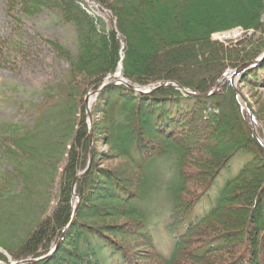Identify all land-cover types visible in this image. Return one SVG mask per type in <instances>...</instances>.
Returning a JSON list of instances; mask_svg holds the SVG:
<instances>
[{"label":"trees","instance_id":"obj_1","mask_svg":"<svg viewBox=\"0 0 264 264\" xmlns=\"http://www.w3.org/2000/svg\"><path fill=\"white\" fill-rule=\"evenodd\" d=\"M24 1L22 8L28 13L39 6H56L66 21L79 28L80 47L74 53L51 42L69 63L65 75L54 86L47 87L43 99L45 105L55 108L62 144L51 143V138H45V144L36 132L19 124L0 132L6 147L3 157L11 166L14 164L20 175L27 177L25 186L22 183L23 196L30 193L29 183L33 182L30 180L37 173V166L32 167L27 161H44L39 170L47 176H38L44 183L45 179L50 183L59 163L63 167L56 199L47 197L45 204L48 208L50 200L53 206L22 238L17 255L13 256L18 261L49 254L71 219L75 206L72 183L86 168L91 150L85 97L88 91L102 86L107 74H114L121 66L122 77L131 85L145 88L170 81L205 94L217 85L227 68L257 58L264 50V40L258 42L259 46L253 44L249 49L238 50L244 47L242 40L233 48L212 39L213 33L237 26L258 30L262 25L264 0H92L114 12L116 28L109 31L98 27L81 10L78 0ZM145 23L148 25L144 26ZM136 25L142 28L141 33L135 29ZM118 34L124 36L123 45ZM139 36L143 42L133 48L131 40ZM148 42L153 49L141 51ZM233 51L241 54L237 52L233 56ZM172 57L177 58L174 64L168 63ZM178 63L198 65L193 72H187L184 67H174ZM203 64L208 66L204 68ZM200 77L203 78L196 80ZM247 83L264 88V63L251 68L237 88L241 91ZM75 94L81 97L78 104L72 103ZM46 95L55 100L46 101ZM93 97L96 99L91 103L94 159L96 113L101 110L108 129H113L115 145L121 147L133 167L135 183L122 180L116 169L105 172V184L100 175L93 183L92 169L82 175L75 185L80 198L76 216L57 250L51 256L22 264H141L135 258L133 246L128 245L134 239L124 244V240L115 238L121 237L117 230L120 227L112 228L101 221L109 216L110 221L113 216L122 219L125 229L147 248L150 262L145 264H264V143L261 142V139L264 142V113L253 111L259 124L255 131L249 112L229 81L222 83L217 93L206 97L190 96L171 84L149 94L136 93L125 85H110ZM21 131L27 132L15 138ZM204 133L215 134L211 145L220 148L218 153L209 148L207 152H193L209 147L205 136L200 138ZM11 138L16 144L13 148ZM238 151L249 153V159L217 195H211L210 186L215 177ZM58 154L60 158L55 160ZM159 157L166 161H158ZM166 163L175 171L170 173L164 189L172 201V218L166 228L172 234L177 231L169 256L157 250L146 230L156 213L158 192L152 190L159 187L157 177L166 175L161 168ZM189 166L196 172L189 174L186 171ZM199 171H203L202 175ZM191 179L199 185L192 191ZM205 195L210 210L189 221L192 208ZM43 196L44 192L39 191L35 199L40 203ZM112 203L120 206L119 209H114ZM233 203L237 210L233 213L224 210Z\"/></svg>","mask_w":264,"mask_h":264},{"label":"rangeland","instance_id":"obj_2","mask_svg":"<svg viewBox=\"0 0 264 264\" xmlns=\"http://www.w3.org/2000/svg\"><path fill=\"white\" fill-rule=\"evenodd\" d=\"M77 2L79 5L80 3L82 4V7L89 13L86 14L91 19H94L99 24V27L105 28V31L116 28V16L109 8L91 0H78ZM24 4V0H0V132L5 131L7 127L12 126L13 124H19L26 126V128L32 132H36L39 140L44 143L45 138H51L53 139L51 143L58 142V144H62V139L58 134L56 125L58 117L56 111H54L55 108H52L50 105H45L43 99L47 93V87H52L59 82L67 72L69 63L58 54V51L51 42L58 43L62 45L63 49L68 48L76 53L77 49L80 47L78 37L80 35L79 28L66 21L63 16L64 13L62 15V12L53 4L45 5V7H35L37 8L35 11H33L32 8L31 10L33 12L30 13L23 10L22 6ZM79 7L84 11L81 6ZM142 19H144L143 15ZM147 25L148 24L146 23L144 24V26ZM134 27L138 31L142 29L141 27L137 28L139 27L137 25ZM118 35L123 45L124 36L122 34ZM219 37V35L214 34L212 39L222 42L223 45L228 47L231 45L233 48L236 46L238 47L239 45L236 42L242 40L244 42L242 43L244 47H239L237 48L238 50H244V48L249 49L253 44H258L259 46L260 43L258 42L264 40V13L262 15V25L258 30L244 31L242 36H238L236 39L230 38L229 40L225 39L224 41H220L217 39ZM220 38H222V36ZM142 39L141 36L133 38L131 40L133 48L142 43ZM146 44L144 47L145 50L144 48H141V51H151L153 49L150 47L151 43L148 42ZM262 51L264 52V50ZM237 52L239 53V51ZM237 52L233 51V56H235ZM263 52L261 54H263ZM123 54L124 52L122 51L121 56H123ZM240 54L241 53H239V55ZM176 59L177 58L172 57L168 63L171 64L176 61ZM184 65L178 63L175 64L174 67L178 66L179 69L184 67L183 70L193 72L198 64L188 63L187 66ZM202 66L206 68L208 65L203 64ZM212 67L213 66H210L209 68ZM121 72L122 68H118L114 74H107L103 79L102 84L107 80H113L117 76H123ZM211 73L212 71L209 75H211ZM202 78L203 77H200L196 80H201ZM90 91H88V93ZM52 94L56 95V92L52 90ZM77 95L79 94H75L72 97L73 104H78L81 100V97H77ZM241 95L249 103V106L251 104L250 109L252 113L253 111L261 113V115L264 113V88L247 83L243 85ZM46 98V101L49 99L55 100V97L53 99V96L46 95ZM95 100L96 99L93 97L92 102ZM57 101L58 99L55 103ZM96 114L98 118L96 128L97 134L95 137L96 139H94L96 156L94 159L92 129L91 133H89L91 146L90 157L86 163V168L82 169L83 172L88 174L92 169V176H94L92 180L93 183H96V176L98 177L100 175L101 178H104L103 183L105 184V172L107 170L113 171L116 169L122 180L134 185L136 174L133 171V167L128 163L127 157L121 152V147L115 145L112 136L113 129H108L107 122L105 121V118L103 117L104 114L101 110ZM75 117L77 118V122H79L78 113H76ZM262 117L264 116L262 115ZM77 122L76 124L78 125ZM252 125L255 126V128L259 127L258 124L253 123ZM26 132L27 131H21L14 135V137H20ZM207 135L208 136L204 133L200 135V138L205 136V143H208L209 147L194 149L193 152H207L208 148L215 152L217 151V153L219 152V147L211 145V141H213L215 134L208 133ZM37 136L36 138H38ZM10 140L12 143L11 147H15L16 144L13 142V138ZM5 149V144H2L0 139V253L3 256L0 260V264H13L18 261L15 260L13 256L17 255L16 249L19 248L24 235L30 229L37 226L41 215L45 218L47 214H49L53 202L50 203L49 200L48 208H45L47 197H50L52 200L53 198L56 199V195L59 192L58 186L63 167L62 163H59L56 167L58 168L57 171L51 175L50 183L47 182L46 179L44 183L38 177L43 174L44 177L47 176V173L39 170V165L43 164L42 162L44 161H42V159L41 161H27L32 167L37 166L36 176L30 180L36 184L34 185L33 182H30V193L23 196L21 193L23 192V190L21 191L22 183L25 186L24 182L27 177L20 175L19 172L16 171L14 164L11 166L3 157ZM244 152L245 151H239L232 158L234 159L236 157L228 170L231 174L240 169L243 162L247 160L248 157L246 155L248 153L243 155L242 153ZM59 158L60 156L58 154L55 160H59ZM44 159L46 164L47 159ZM158 161L162 162V160ZM166 164L167 165H161L162 171L165 172L166 175L157 177V182H159L158 186L162 189L158 187L157 190H152L154 193L158 192L155 198L156 204L154 212H156L155 214H160V216L154 215L151 221V225L154 227L151 228V231L153 236L157 238V243L160 248L168 253L172 247V238L170 234L162 228V220L167 218V213L165 214V212H168L170 198L164 189L169 183L170 173H175V171L173 166L169 163ZM186 171L189 174H193L196 172V169L189 166L186 168ZM191 171L193 172L191 173ZM201 172L199 171L200 175H202ZM218 179H226L224 172L218 177ZM197 187H199V185L191 179L190 191ZM39 191L44 192V199L40 203L35 199V194ZM240 195L241 193L237 196L240 198ZM94 197V194H92L91 199ZM153 197L154 195L151 196V198ZM113 205L114 209H119L120 207L117 206L116 203ZM237 208L238 207L235 206V203H233L227 206L224 210L226 211L230 209V213H233ZM224 210H222L223 213L225 212ZM101 221L111 224L112 228L116 225L120 227L117 230L120 231L121 237L115 238L124 240V244L125 241L129 242L134 239V245L129 243L128 245L133 246L132 250L135 254V258H137L141 264L150 262L149 251L141 243L140 239L137 237L135 238V234H130V232L126 230L127 228L125 229L126 224L122 219L113 216L111 219L113 222L112 224L109 216L103 218ZM101 227L106 228L104 224H101ZM111 230L114 232L117 231L114 229ZM158 244L157 247H159Z\"/></svg>","mask_w":264,"mask_h":264},{"label":"water","instance_id":"obj_3","mask_svg":"<svg viewBox=\"0 0 264 264\" xmlns=\"http://www.w3.org/2000/svg\"><path fill=\"white\" fill-rule=\"evenodd\" d=\"M259 61L258 60H255V61H250V62H245L243 63L241 66H239L234 72L233 74L231 75V78L238 75L241 71L245 70L248 66H250L251 64H254V63H257ZM168 82H162L160 83V86H165L167 85ZM178 87H181L179 84L177 85ZM247 107L249 108V105L246 103ZM250 115L252 116V112H250ZM80 175L77 176V178L74 180L73 182V185H75L76 181L79 179ZM68 230V227L65 229L64 233H63V236L64 234L66 233V231ZM21 262H17L16 264H19Z\"/></svg>","mask_w":264,"mask_h":264},{"label":"bare ground","instance_id":"obj_4","mask_svg":"<svg viewBox=\"0 0 264 264\" xmlns=\"http://www.w3.org/2000/svg\"><path fill=\"white\" fill-rule=\"evenodd\" d=\"M253 227H254V225H253Z\"/></svg>","mask_w":264,"mask_h":264}]
</instances>
